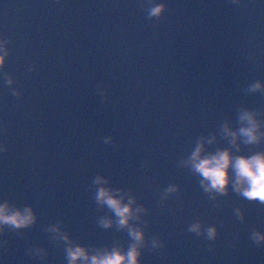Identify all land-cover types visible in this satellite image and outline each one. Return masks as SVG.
I'll list each match as a JSON object with an SVG mask.
<instances>
[{"label":"water","instance_id":"1","mask_svg":"<svg viewBox=\"0 0 264 264\" xmlns=\"http://www.w3.org/2000/svg\"><path fill=\"white\" fill-rule=\"evenodd\" d=\"M163 2L165 14L149 19L145 0H0V36L11 50L0 70V142L8 148L0 201L30 204L38 215L32 227L0 234V264H67L45 231L57 220L86 245L127 246L126 232L97 224L107 213L89 187L98 174L132 189L148 209L149 239L165 241L144 249L143 264H264V246L250 239L253 228L264 231V205L231 191L209 200L199 177L178 164L224 119L236 127L239 105L264 109V94L244 91L264 80V0ZM109 135L115 145L103 142ZM227 146L220 139L209 150ZM170 183L180 192L162 202ZM196 220L217 225L218 238L189 232ZM33 245L48 249L46 260L27 254Z\"/></svg>","mask_w":264,"mask_h":264},{"label":"clouds","instance_id":"2","mask_svg":"<svg viewBox=\"0 0 264 264\" xmlns=\"http://www.w3.org/2000/svg\"><path fill=\"white\" fill-rule=\"evenodd\" d=\"M239 2V0H233ZM147 17L159 19L168 9L163 0H145ZM10 37L0 36V70L6 64L10 55L8 44ZM35 65L30 70L34 69ZM4 83L7 86L15 84V77L4 72ZM102 102L108 99V90L98 85ZM12 94L20 96V89L12 87ZM245 93L264 94V80H255L248 84ZM236 127L232 121L224 119L217 132L199 136L194 148L186 156L182 157L178 164L187 168L199 177V184L208 199L217 201L229 192H234L249 202L264 205V149L256 150L251 154L243 152L244 146H255L264 143V109L251 108L244 104L237 107ZM220 139L227 141V147H217L209 150V146L217 144ZM103 142L115 145L114 137H104ZM8 150L7 145L0 142V153ZM93 199L101 209H107V213L97 219V224L103 229L115 228L117 231L127 233L129 243L125 246L121 241L112 245H86L73 238L64 227L62 220L47 225L45 231L49 239L63 246L67 264H143L142 255L145 248L155 251L162 249L165 241L158 235L149 239L147 234L148 221L144 219L147 207L138 202L132 189L114 187L111 179L103 174L96 175L91 184ZM180 192V185L170 183L163 189L160 199L162 202L173 193ZM110 213V214H108ZM234 215L243 222L246 218L245 209L236 207ZM38 215L35 208L26 204L19 206L11 200L0 201V234L6 230L19 232L35 225ZM189 232L202 236L208 241H215L219 236L218 226L206 225L203 220L192 222L187 229ZM250 239L257 246H264V231L253 228ZM7 243V241H4ZM213 246L209 245L211 251ZM27 254L40 260H46L48 249L39 245L30 246Z\"/></svg>","mask_w":264,"mask_h":264}]
</instances>
